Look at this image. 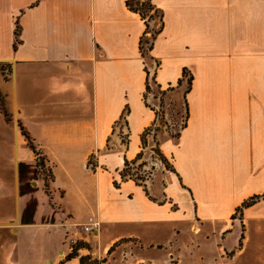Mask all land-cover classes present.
Here are the masks:
<instances>
[{"label": "crops", "instance_id": "crops-1", "mask_svg": "<svg viewBox=\"0 0 264 264\" xmlns=\"http://www.w3.org/2000/svg\"><path fill=\"white\" fill-rule=\"evenodd\" d=\"M151 2L163 25L146 59L139 49L144 20L126 0H0V63L8 66L0 74V147L36 166L22 131L28 133L51 170L49 196L59 194L63 214L89 207L99 221L86 242L105 235L104 251L122 239L158 250L152 257L132 252L130 264H166L178 250L166 247L169 235L177 237V227L190 219L216 225L221 234L229 227L231 248L241 240L236 254L246 253L257 234L258 264H264V199L234 216L244 200L264 192V0ZM184 67L193 76L188 91L185 79L178 83ZM147 84L152 90L144 99ZM157 88L165 90L166 112L172 104L174 120L185 118L178 137L157 136L173 170L116 187L124 159L142 149L141 134L155 119ZM147 141L150 146L151 134ZM35 170L21 196L15 173L11 182L0 179V202L42 192ZM24 217L0 210V227L14 240L12 259L27 264L18 247L29 244V264L67 260L71 248L62 238L70 224L56 215L42 221L41 209L34 220ZM118 225L121 232L113 234ZM51 227L55 260L42 258Z\"/></svg>", "mask_w": 264, "mask_h": 264}, {"label": "rangeland", "instance_id": "rangeland-1", "mask_svg": "<svg viewBox=\"0 0 264 264\" xmlns=\"http://www.w3.org/2000/svg\"><path fill=\"white\" fill-rule=\"evenodd\" d=\"M217 3L219 6H224L230 4V0H217ZM149 22L151 23L150 26L152 29L155 28L156 25L159 26L157 17L149 19ZM143 46V53L147 59L148 45L143 44ZM4 73H8V66H6V64L4 63H0V74L2 75ZM153 91L154 95L159 98L160 95L157 89H154ZM1 99L2 101L0 102V108L3 110V112H5L4 101L2 97ZM157 105H159V100ZM167 109V112H169L172 116L171 123H169L167 127L160 123L159 130L154 132L155 138H153V142L150 143V146L147 143V145L141 149L143 151V157L141 158V160L133 165H129V167L131 168L130 173L132 174V178L138 180V182L141 184L147 183L161 169H172L169 159L167 161V165H165L164 162H161L157 158L158 156L156 155V153L153 152V149L155 148L154 140H158V134L166 133L167 135L172 136L176 131V128H178L177 121H175V112L172 104H169ZM5 117L7 120H10V117L6 113ZM179 124H182V122ZM141 161L144 162V164L139 165V162ZM91 163L93 162L91 161ZM91 163L90 165L88 163V166L90 168L92 166ZM32 164L28 165V162H24L19 158V156L17 157L15 151L0 147V179L11 182L14 178L15 173L16 178L20 183V196L23 193V188L26 187L25 183H27L26 179L29 169L36 167ZM39 191L40 189L37 190V195H34L33 198L32 196L30 197V200L29 198H26L25 200L22 198L20 203H18L17 200L13 197L8 201V203L6 202L5 204H2L0 202V210H2L3 212H10L11 214H13V216H15V218H17L19 213L22 220L24 216V218H31L34 220L35 210L38 212L39 209H41L42 221L50 220L51 215L58 216L62 221L66 220L67 224H70L71 231L68 234H63L62 244L65 249H67L70 245V251L74 247L78 248V254L79 248L86 249L87 252H81L82 254H79L82 256H86L84 259L85 264H93L98 260H103V262H101L100 264H130L134 260V255L131 256L132 252L143 251V253H147V255L145 256L150 257L156 255L155 252L158 251L156 249L142 250V248L137 247L136 244H133L132 242H123V239L111 246L110 250L104 251L103 244L105 235H103V241L101 242L99 241V239H94L92 240V242H86L84 240V237L90 238L93 233H83L80 230L79 225L83 220H86L88 216L92 215L91 211L88 210L89 207L84 208L80 206L76 214L73 213L71 217H68L62 212L61 204L58 201L59 194L53 192V196H49V194L51 193L50 184L48 185V187H45V184H43L42 192L39 193ZM40 200L42 203L41 206L39 205ZM234 216L239 217V214L236 213ZM120 227L122 226L118 225L116 229H111L113 234L115 232H121ZM177 229L179 230L178 236H173L171 235V233L169 235V237L171 238V243H168L166 245V247L172 251L178 248V250H176L177 255L175 254V256H173V253H170V260L166 264H243V261H249L252 264H258L259 262L258 256L256 255V246H254L255 242H257L259 238L257 234L253 236L252 233L253 239L250 242L246 253H239V255L236 254V252L238 250V247L240 248V245L231 248V246L233 245L232 240L234 234L230 233L229 227L226 228L225 231L221 234L219 233L218 227H216V225H211L207 221L190 219L186 220L185 223H181L180 226L177 227ZM7 230V228L5 229L0 227V264H15L16 261L13 259H18V257H15L13 259L11 257L13 252L12 247L14 245V240L13 237L9 233H7ZM45 230H47V228H45ZM49 230L50 232L48 234V237L47 234L46 237H44V240L45 242H47V244H44L43 246L42 258L55 260L56 251L53 244V237H55L54 227L49 228ZM22 236L23 235H19L17 238H15L18 242V245L19 243H23V240L20 239ZM47 238L50 239V241H48ZM70 239H73L74 242L70 243ZM29 246L30 245L27 244L25 248L23 247V245L18 247V255L21 263L25 260V262L29 264L32 255ZM90 250H93L95 254H92ZM68 253L69 252H67V254ZM51 264H79V262L77 259L69 258L67 260H64L63 262H59V260H57L55 261V263Z\"/></svg>", "mask_w": 264, "mask_h": 264}, {"label": "trees", "instance_id": "trees-1", "mask_svg": "<svg viewBox=\"0 0 264 264\" xmlns=\"http://www.w3.org/2000/svg\"><path fill=\"white\" fill-rule=\"evenodd\" d=\"M126 5L128 7V9L137 12L140 17L144 20L145 23V30L144 33L142 34V36L140 37V41H139V49L141 52V55L144 56L143 53V44H147V52L152 48L153 46V40L155 38V35L161 30L162 25H163V21H162V13L160 12V10L155 7V5L151 2V0H126ZM148 13V14H147ZM156 15V16H155ZM153 17H157L159 26L157 29H152L149 26V19H152ZM14 33L18 34V26H15L14 29ZM16 43H14V47H15ZM185 79L186 80V84H187V88L186 91L189 90L190 88V84L192 82L193 76L192 74L189 72V70L187 68H183L182 72H181V78L178 80V83L181 82V80ZM151 87L147 84L146 85V91L144 93V99H146L147 93H149L151 91ZM157 91L160 95L159 97V105L157 107H153L155 110V119L153 121V123L147 127L141 134V143H142V148L144 146L147 145V134H151L153 136V138H155L154 132L159 130V126L160 123H162L163 125H165L166 127L168 126L169 123H171V118L172 116L170 115L169 112H166L165 110V106H164V93L165 90H161L159 88H157ZM2 101L1 99V95H0V102ZM125 111H123L122 115H121V120L123 121L124 124H126V118H125ZM169 113V114H168ZM166 116H168V119L166 118ZM181 123V122H180ZM173 125V124H172ZM185 125V118L184 121L182 120V124H179L177 122V127L176 131L174 132V134L172 135L173 137H178L179 133H180V129ZM23 135L25 136L27 143L30 147V149L36 154V170H35V174L37 176H42L43 180H44V184L45 187H48L49 185V181L52 179V173L50 168L46 165L45 163V159L42 156H39L34 145L32 144V140L30 138V136L28 135L27 132L23 131ZM124 141V140H123ZM126 142V141H124ZM154 146L155 148L153 149V152L156 153V155L158 156L157 158L161 161L164 162L165 165H167V161L168 158L166 156H164V154L159 150L158 148V140H154ZM143 157V151H139L135 158L132 160H127L124 159V166L123 168L119 171V176H120V180L113 181L114 186L118 187L119 182L123 181L125 179H133L137 184H141L138 182V180L132 178V174L130 173L131 168L129 167V165H133L136 162L140 161L141 158ZM88 163L90 164L91 161L89 159ZM92 166L91 168L94 169V164L91 163ZM144 164V162H139V165ZM172 168V167H171ZM173 170V169H171ZM259 198H263L264 199V192L261 195H254L249 197L248 199L244 200L237 208H236V213L241 214L242 209L244 207L250 206L251 204H253L254 202H256ZM239 245H241V240L239 241ZM78 248H72V250L66 255V259L72 258V257H78V261L79 264H85V257L86 256H82L79 255L77 252ZM110 250V249H109ZM102 261H95V263L93 264H100ZM138 264H145V263H138ZM175 264V263H172Z\"/></svg>", "mask_w": 264, "mask_h": 264}, {"label": "built area", "instance_id": "built-area-1", "mask_svg": "<svg viewBox=\"0 0 264 264\" xmlns=\"http://www.w3.org/2000/svg\"><path fill=\"white\" fill-rule=\"evenodd\" d=\"M166 118L169 121L168 116ZM90 165V164H89ZM100 226L99 221L92 215L88 216L86 220L80 225V230L85 233H93L94 231H98ZM70 243H73L74 240L70 239Z\"/></svg>", "mask_w": 264, "mask_h": 264}]
</instances>
